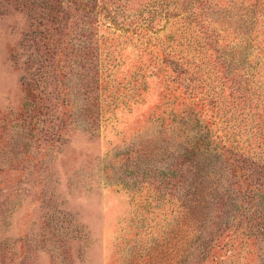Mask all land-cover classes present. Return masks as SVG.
Wrapping results in <instances>:
<instances>
[{"label": "rangeland", "instance_id": "obj_1", "mask_svg": "<svg viewBox=\"0 0 264 264\" xmlns=\"http://www.w3.org/2000/svg\"><path fill=\"white\" fill-rule=\"evenodd\" d=\"M242 1H211L229 18L210 12L212 50L193 56L168 0H0V264H164L156 231L172 217L152 207L179 147L150 140L193 112L242 141L245 99L264 112V14L247 26ZM233 72L252 88H226Z\"/></svg>", "mask_w": 264, "mask_h": 264}, {"label": "trees", "instance_id": "obj_2", "mask_svg": "<svg viewBox=\"0 0 264 264\" xmlns=\"http://www.w3.org/2000/svg\"><path fill=\"white\" fill-rule=\"evenodd\" d=\"M211 1L168 0V11L184 15L181 17L183 49L193 56L196 51L212 50V42L202 40L208 32L204 27L210 12L216 13L210 20L215 25L222 26L229 18L226 2H217L216 9ZM172 2L174 7L171 8ZM242 2L247 4L240 21L247 26L258 24L260 16L257 13L260 9L264 14V0ZM182 60L183 66L188 67L189 60L185 57ZM188 72L185 68L183 73ZM237 76L233 72L227 78L226 88H252L250 80L242 84ZM200 104L203 107L202 102L193 103V108ZM242 109V141L210 137V129L199 125L197 114L193 112L180 113L184 119L177 123L176 119L171 120L176 130L160 131L161 137L150 140L155 143L152 144L153 152L156 146L160 147L158 144L163 138H166L163 141L172 139L179 147V154L158 172L164 192L155 198L159 203L152 207L153 213L166 207L169 210L166 214L172 217L156 214L164 217L163 225L156 231L158 242L154 241V246L161 249L164 264H222L221 257L234 258L236 264L252 263L256 259L264 264V112L250 98L245 99ZM198 125L205 132L198 129ZM161 146L171 148L172 145ZM239 170L244 171L240 177L248 183L249 193L239 181ZM166 196L168 200H163ZM143 212L148 214L149 210L143 209ZM244 261L247 262L242 263Z\"/></svg>", "mask_w": 264, "mask_h": 264}]
</instances>
